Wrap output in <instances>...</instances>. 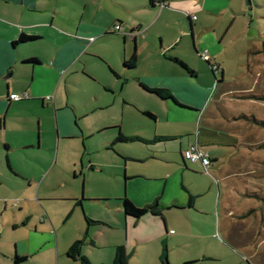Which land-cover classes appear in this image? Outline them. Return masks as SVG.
Segmentation results:
<instances>
[{"label":"crops","instance_id":"obj_1","mask_svg":"<svg viewBox=\"0 0 264 264\" xmlns=\"http://www.w3.org/2000/svg\"><path fill=\"white\" fill-rule=\"evenodd\" d=\"M165 1L166 5L159 8L149 0H0V147L8 170L30 181L27 186H12L13 189L21 192L27 202L37 201L40 207L37 213L41 217L37 223V215L22 207L18 199L11 200L8 209L7 200L0 194L3 203L0 264H24L28 260L34 264H54V254L57 264L78 260L67 255L77 235H64L60 239L48 212L41 207L38 193L35 191L36 199L30 193L29 185L43 172V169L33 171L32 167L40 163L50 166L47 175L60 157L61 165L74 177L81 176V183L84 168L114 167V173H122L126 182L123 196L139 207L154 205L155 211L149 209L135 217L125 214L120 202L123 196L115 197L114 204L109 203V197L97 198L105 207H119L113 214L124 219L123 236L124 240L129 237L131 248L135 244H150L153 254L149 256V264H160L158 256L163 239L168 245L170 264H194L204 259L190 248L193 240L204 237L205 233L199 231L207 223L212 228H224L234 227L237 220L245 227L247 237L234 238L256 244L264 239V228L256 235V229L260 228L257 223L260 226L262 221L264 225L263 188L260 186L255 191L247 188L248 184L257 183V177L264 176V130L260 137L256 131H248L233 140L224 134L244 127L241 117L264 126L255 120L264 119L254 109L233 106L241 98L264 102V65L249 74L248 80L222 79L225 72L220 61L222 51L226 50L219 44L238 17L245 14L244 0ZM221 23L225 25L220 26ZM116 24L119 30H115ZM21 33L34 37L13 42ZM204 49L205 59L201 56ZM249 51L252 60L264 61L262 41L260 45H251ZM131 55L136 62L129 67L124 59ZM174 57L184 61L187 68ZM90 60L101 62L103 69L115 78L103 82L104 91L95 100L86 97L85 92L80 104L74 99L77 85L89 83L81 74L99 79L88 70ZM215 64L217 68H213ZM217 69L220 76L215 72ZM144 86L166 88L172 96H158ZM24 91L28 93L25 98H6L10 92ZM105 92L110 93L104 95ZM125 102L154 114L148 115L153 119L152 134L117 139L120 131L124 135L134 132L124 130V133L123 121L122 126L116 124L124 116ZM104 108L110 110L106 111L107 116L101 113ZM92 112L96 118L88 120ZM108 130L96 148L113 151L116 160L112 162L92 158L89 154L92 148L86 145V138ZM7 132H11L9 137ZM72 136L81 138L83 148L82 153L71 154L75 164L64 156L66 139ZM128 140H138L143 145H117ZM190 144H197L209 153L207 170L199 162L185 159L184 163L183 150ZM12 148L24 151L19 165L9 158L8 150ZM252 149L258 150L250 152ZM77 159L79 169L75 168ZM24 162L30 169L22 166ZM1 169L0 177L4 172ZM121 186L117 180V185L108 190L120 195ZM234 193L256 194L260 201L256 198L239 201ZM230 197L238 199L237 207L231 206ZM76 203L81 204V199L77 198ZM89 214L97 222L87 221L89 217L85 216L82 243L100 247L97 241L100 230L114 229L120 224L110 213ZM205 214H211L208 222ZM253 215L256 226L252 234ZM104 232L107 234L104 241L113 248L106 254L104 263L111 264L115 245L122 243L121 233L114 240V232L110 229ZM209 235L216 237L213 232ZM81 245L78 253L88 257ZM124 247L126 251L127 246ZM15 253L24 258L15 263Z\"/></svg>","mask_w":264,"mask_h":264},{"label":"rangeland","instance_id":"obj_2","mask_svg":"<svg viewBox=\"0 0 264 264\" xmlns=\"http://www.w3.org/2000/svg\"><path fill=\"white\" fill-rule=\"evenodd\" d=\"M250 4H247V0H244V15H240L232 27L230 33L226 35L223 42H220V46H222V49L224 48L226 51H229L227 53L226 51H222V67L224 68V72L222 79L226 78L227 80H237L239 77L245 78V80H248V76L252 75L260 66L264 65V61H256L252 60V55L249 51L250 46L253 44L260 45L261 41L263 43L264 40V0H249ZM217 19V18H216ZM224 23H221L220 26H224ZM234 34V35H233ZM120 57V55H119ZM203 59L207 57H203ZM91 62L88 64V66H91L88 68L91 72H95L97 75V78L99 79H93L92 77H89L88 75L81 74L82 77L87 79L89 83L88 86L84 84L83 82H80L79 85H77V91H75L74 99L78 103H83V95L86 92V97H92L95 100V96L99 94L104 88L105 85L103 82H107V79H114V75L108 70V72L103 69L102 63L94 60H90ZM215 62V61H214ZM218 76H220V70L215 71ZM250 74V75H249ZM76 84V83H75ZM90 86H92V90H90ZM86 89V91H85ZM90 90V91H89ZM104 91V90H103ZM110 92H105L104 95H109ZM91 98V99H92ZM121 99V98H120ZM233 106H240L244 107L246 109L252 108L257 112L258 116L260 118L264 119V102L257 101L254 99H248V98H241L237 100ZM125 106L124 110V116L121 119V122L119 121L116 124H119L122 126L123 121V132L124 130L127 131H134L133 133H125L126 136H139L142 138V136L150 135L154 131L153 126V119H151L147 114L143 113V109L135 104L125 102L123 103ZM141 106V105H140ZM104 111H101V113L104 116L108 115V112H110L109 109L104 108L102 109ZM113 110V108H112ZM108 111V112H106ZM96 114L92 112L90 115L87 116V119H95ZM119 120H120V113H119ZM237 120V119H236ZM241 121L244 122L245 126L241 127L236 132L231 133H224L227 139L233 140L234 138L240 139L244 132L248 133V131H256L257 137H260L263 134L264 126L259 125L257 123L253 124L249 118H240ZM46 123L43 121V124ZM110 126V125H106ZM247 126H250L251 129H249ZM137 131V133L135 132ZM108 131H103L101 133H98L94 136H91L89 138H86V145L90 146L92 150H90V156L97 160H103L107 162H112L113 160H116V156L114 155L113 151L105 150L104 148H101V150H98L96 148L99 146L100 142L99 139L109 133ZM152 132V133H151ZM1 133V131H0ZM6 135L9 137L11 135V132H7ZM141 135V136H140ZM66 149L64 150V156H67L68 162L70 163L72 161V155L71 154H79L82 153V141L79 136H72L66 139ZM168 143H173L172 141H168ZM143 145L138 140H128V141H119L117 142V145H125L128 147L131 146H139ZM242 148V147H241ZM246 151L248 148H245ZM257 151L258 149H252ZM57 152V150H56ZM67 154V155H66ZM9 158L11 156L13 162L17 165H19L22 162V158L24 155V151L20 148H12L8 150ZM63 156V155H62ZM0 165H2L4 172L3 175L0 177V194L7 200V208H11V200H20V205L24 208L30 209L32 212L35 213V216L37 215V223L40 222V214H38V207L37 201L36 204L27 202L24 195L21 194V192L16 191L13 189V187L21 186L25 184V186L28 185L30 182L28 179L24 178V176L15 175L10 170H8V167L6 165L5 157L1 152L0 147ZM61 159V157H60ZM60 159L57 162V164L48 172L47 175H45V172L50 169L49 167H46L42 163L38 164L37 167H32L33 171H36L37 169H43V172L40 176H36L34 179L35 181L32 182V185L30 184V193H32L33 198H35V191L36 196L40 198L41 207L43 210L48 212V215L50 216V219L55 224L56 229L59 232L60 239L65 235L68 237H71L73 234H76L77 238L83 239L85 238L84 234L81 232V230L86 225V218L85 216L91 218V214L98 215V214H105L110 213L111 216L115 219V222H118L120 225L116 226V228L111 227H105L100 230L98 233L97 241L100 244V247H91L87 245L85 242L82 243L81 248L83 252H87L88 258L93 264H109L104 263L107 259L106 254L109 253L111 249H113L108 242H105L104 238L107 236V234L104 232L108 229L111 230V232H114L113 239H118L119 234L121 233L120 241L126 247V253L128 256V264H149V256L153 254L152 249H150V244L145 245H136L135 241L133 242L132 248L129 246V237L128 239L124 240L123 236V227H124V219L121 217L122 214H120V219H118L113 212L119 211L118 206H112L110 208L105 207L101 202V200H97L98 197H109V203L114 204L116 203L115 197L123 196L126 192V182L124 181V177L122 176V173L118 172L117 174L114 173L116 169L114 167L110 168H102L98 169L96 166L93 168H84V180L83 183H81L82 178L81 176L74 177L72 172H70L68 169L63 167L60 163ZM74 159L72 161V164H75ZM2 163V164H1ZM29 163V162H28ZM15 166V165H14ZM22 166H24L26 169H30V166L26 164V162L22 163ZM76 169H79L80 162L77 159ZM0 166V173H2V168ZM7 173V174H6ZM38 173V171H37ZM1 175V174H0ZM117 180L121 183V194L120 195H113V191H109L108 189L110 186H116ZM255 180V179H254ZM257 183H250L248 184L247 188L251 190H259L260 186H262V190L264 192V176L257 177ZM82 185V186H81ZM13 186V187H12ZM125 190V191H124ZM105 194H112L110 196H107ZM239 197V201H250V199H257L256 201H260L259 197L256 194L253 195H242L240 193H234L235 195ZM81 199V204L76 203V199ZM36 199V198H35ZM34 199V200H35ZM238 199H234L233 197H230V204L232 207L238 206ZM3 203L0 202V209L2 208ZM247 205H249L247 203ZM9 211V215L12 216V211ZM260 216L262 217L261 210H259ZM235 215H230V217H233ZM204 217H206L207 222L209 221L211 214H205ZM251 220V227L252 229L255 228L256 224L254 222L256 221L255 215L252 216ZM95 219V218H94ZM237 219V218H236ZM239 222L235 221V226L232 227H211L208 223L205 224V226L201 229L202 233H205L204 237L201 239V237L196 238L193 240L191 244V251L195 254H198L199 256L202 255L204 259H202L199 262H196L194 264H264V239H262L259 244H256L253 241L249 240H237L236 238L238 236L244 237L246 235L245 233V227L238 224ZM93 226H96L93 224ZM91 226L92 228H94ZM257 226L260 228H257V236L260 235L262 232V229L264 228V225L261 221V224L257 223ZM116 229V230H115ZM213 229V231H212ZM11 230V225L9 226V231ZM80 230V231H79ZM14 232V230H13ZM210 232H213V235L216 237H211L209 235ZM245 233V235H244ZM254 233V229L252 230V234ZM236 237V238H234ZM264 237V233L262 235ZM245 238V237H244ZM221 239L224 242H219L218 240ZM74 240V239H73ZM118 241V240H117ZM72 242V241H71ZM252 254H255L254 257ZM259 254V255H258ZM47 257V256H46ZM52 260L54 264H57L56 255H52ZM68 264H80V261H70L67 262ZM24 264H34L32 260L26 261Z\"/></svg>","mask_w":264,"mask_h":264},{"label":"trees","instance_id":"obj_3","mask_svg":"<svg viewBox=\"0 0 264 264\" xmlns=\"http://www.w3.org/2000/svg\"><path fill=\"white\" fill-rule=\"evenodd\" d=\"M150 4H154V0H149ZM33 35H27L24 33H21L19 35V37L13 41V42H17V41H25V40H29L31 38H33ZM263 50H264V40H263ZM174 59L179 62L181 65H183L184 67H186L187 65L185 64L184 61L174 57ZM136 62L135 56L131 55L129 59H124V64L132 67ZM187 68V67H186ZM145 88H147L149 91L154 92L155 94H157L158 96L161 97H169L172 96L170 91L166 88L163 87H147L144 86ZM143 113L153 117L154 114L148 110H143ZM258 122H261L264 124V120H260V119H255ZM162 137V136H160ZM138 138V137H135ZM117 139L119 140H123V139H132V137H127L125 136L121 131L119 132V134L117 135ZM120 202L122 204V208L125 212V214H130L133 215L135 217H139L141 214H143L144 212H146L147 210H154V205H147V206H143V207H139L136 206L129 198H127L126 196H123L120 198ZM156 212H159L158 210ZM87 221H93V222H97L93 219H87ZM85 234L87 235V232L85 231ZM90 242L92 244H94V239L90 236ZM82 243V239H76L72 242V244L69 246V249L67 251V255L70 257H74L76 256L78 258V260L80 261V264H93L89 258L81 253H78L80 245ZM14 258V262H18L20 260H22L24 257L19 256L18 254H14L13 255ZM159 262L160 264H170L169 263V258H168V245L166 240H162L161 242V249L159 252ZM111 264H128V256L127 253L125 251V247L123 244H116L115 245V253H114V257L112 260Z\"/></svg>","mask_w":264,"mask_h":264},{"label":"built area","instance_id":"obj_4","mask_svg":"<svg viewBox=\"0 0 264 264\" xmlns=\"http://www.w3.org/2000/svg\"><path fill=\"white\" fill-rule=\"evenodd\" d=\"M155 4L162 8L166 5L165 0H154ZM115 30H119L120 26L116 24L114 26ZM201 56L206 57V49H204L203 52H201ZM213 68H217V65H213ZM28 96V93L26 91L24 92H10L6 95V98L9 100H17L21 98H25ZM48 97V96H47ZM183 157L190 161V162H199L204 170H207L208 165L210 164L211 157L209 153L206 150H203L197 146V144H190L187 148L183 150ZM16 204V202H13Z\"/></svg>","mask_w":264,"mask_h":264},{"label":"water","instance_id":"obj_5","mask_svg":"<svg viewBox=\"0 0 264 264\" xmlns=\"http://www.w3.org/2000/svg\"><path fill=\"white\" fill-rule=\"evenodd\" d=\"M7 95V94H6ZM183 161H184V163H185V158H183Z\"/></svg>","mask_w":264,"mask_h":264}]
</instances>
